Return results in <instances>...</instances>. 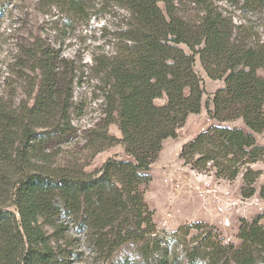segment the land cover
<instances>
[{
	"label": "trees",
	"instance_id": "obj_1",
	"mask_svg": "<svg viewBox=\"0 0 264 264\" xmlns=\"http://www.w3.org/2000/svg\"><path fill=\"white\" fill-rule=\"evenodd\" d=\"M50 1L84 13L83 0ZM248 1L264 6V0ZM115 3L124 12L121 22L102 52L92 54L104 117L83 158H62L57 149L72 129L73 61L39 40L18 50L20 83L10 93L0 91V264H65L60 240L66 219L104 254L128 242L161 247L144 193L163 142L177 136L189 114L200 112L204 90L196 56L206 75L224 84L206 103L215 123L184 143L180 157L218 178L241 175L242 198L256 192L262 171L255 166L264 164V144L256 139L264 133V39L238 38L214 0ZM237 120L243 127L228 124ZM112 123L120 137L109 133ZM116 144L126 158L109 157L85 170L97 153ZM258 193L264 199V185ZM204 226L196 222L172 232L182 239L184 228L196 229L190 240L198 246L185 251L191 264L196 255L204 264H264V215L241 219L238 244Z\"/></svg>",
	"mask_w": 264,
	"mask_h": 264
},
{
	"label": "rangeland",
	"instance_id": "obj_2",
	"mask_svg": "<svg viewBox=\"0 0 264 264\" xmlns=\"http://www.w3.org/2000/svg\"><path fill=\"white\" fill-rule=\"evenodd\" d=\"M83 1L82 14L50 0H0V91L10 93L20 83L14 61L20 46L29 42L39 40L50 44L73 61L75 79L69 109L72 129L59 140L57 147L65 159L83 158L90 152L88 140L104 117L103 84L101 75L95 70L92 54L102 52V46L116 31L124 13L117 8L115 0ZM214 3L230 19L233 33L238 38L264 39V6L248 0H214ZM194 69L204 90L200 112L189 114L177 130V136L163 142L157 159L150 166L151 181L144 193L145 203L153 211L158 237L162 238L161 247L152 250L151 245L143 248L139 243L128 242L112 253L104 254L94 248L91 235L66 219L60 240L65 264H191L185 251L190 252L198 246L197 241L190 240L196 229L184 228L183 233H187L183 241V233L182 239L172 235L179 226L200 222L205 224V231L216 230L226 242L238 244L236 234L241 219L251 220L259 214L264 215V199L258 193L264 185V164L255 166L262 171L254 183L255 194L242 198L241 175L234 180L218 178L213 171L192 169L180 157L184 143L215 123L207 114L206 103L224 84L223 80H213L206 75L197 56ZM17 95L22 96L19 89ZM228 124L243 127L240 120ZM108 131L120 137L116 124H110ZM256 139L264 144V133L256 135ZM109 157L126 158L122 144L97 153L85 170L99 168ZM45 229L51 232L49 227ZM165 238L168 239L166 243ZM196 258L197 264L206 262L199 255Z\"/></svg>",
	"mask_w": 264,
	"mask_h": 264
}]
</instances>
